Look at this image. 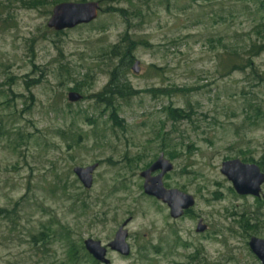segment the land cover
<instances>
[{"label": "rangeland", "instance_id": "rangeland-1", "mask_svg": "<svg viewBox=\"0 0 264 264\" xmlns=\"http://www.w3.org/2000/svg\"><path fill=\"white\" fill-rule=\"evenodd\" d=\"M82 2L99 3L96 20L54 32L50 2L0 0V264H93L83 242L106 246L126 220L130 254L108 250L110 264H260L248 241L264 226L242 221H264V185L260 199L240 197L220 168L264 157V53H248L264 18L250 0L64 3ZM117 46L132 49L130 92L106 106L95 96ZM160 154L173 166L164 186L195 202L176 221L142 189ZM94 164L85 190L72 171Z\"/></svg>", "mask_w": 264, "mask_h": 264}, {"label": "water", "instance_id": "water-1", "mask_svg": "<svg viewBox=\"0 0 264 264\" xmlns=\"http://www.w3.org/2000/svg\"><path fill=\"white\" fill-rule=\"evenodd\" d=\"M99 11L100 5L98 2L60 3L53 7L46 26L54 32L71 30L95 21ZM131 71L135 75L139 74V62H134ZM81 99L82 97L75 92H69L67 95L69 103H77ZM96 168L97 164L73 169L74 176L85 190L91 188L92 175ZM172 169V164L160 156L148 169L140 173V177L143 179L142 189L144 195L165 204L169 209L170 218L177 220L183 216L184 211L190 210L195 202L190 195L176 189L168 190L164 188L162 179ZM154 173L158 174L152 176ZM220 173L230 182L232 189L238 196L260 199L261 188L264 185V173L256 164H244L239 160L226 161L221 164ZM129 222L130 220H126L119 226L112 241L106 246H101L98 241L85 240L83 245L87 254L99 264H110V261L106 258L107 250L121 257H128L130 247L127 243L126 226ZM205 230L206 226H203L201 221L198 222L196 233H203ZM248 248L259 263L264 264V240L251 237L248 241Z\"/></svg>", "mask_w": 264, "mask_h": 264}, {"label": "trees", "instance_id": "trees-1", "mask_svg": "<svg viewBox=\"0 0 264 264\" xmlns=\"http://www.w3.org/2000/svg\"><path fill=\"white\" fill-rule=\"evenodd\" d=\"M242 1H249V0H242ZM33 2L34 6H40L44 5V3L50 2L52 5H57L59 3L67 2V0H31ZM99 2V1H98ZM250 2L254 6L255 13L260 16L261 18H264V0H250ZM121 15L128 18L126 11L120 10L119 11ZM129 26V24H128ZM254 33L256 34V39L254 42L251 43V45L248 47V53L249 58L253 59L258 56H260L262 53H264V23H259V25L255 28ZM119 53V55H117ZM110 55L113 56L114 59L118 60V64L114 71L110 74L111 79L110 83L108 84V87L103 93H100L96 95V99L98 102L105 104L108 106L109 98L111 95H116L120 97H124L129 95L130 89L129 87L124 84L123 82V76L125 74V71L130 67L132 64V49L128 47H124L122 49L118 50L117 47H113V49L110 52ZM230 57V62L233 64L232 60L233 57L236 56L235 51H232ZM250 65H244V66H238L237 64H234L232 67L235 69L240 70L242 67L248 68ZM182 111H176L172 110L170 112V116L172 119L178 118V119H184V116L182 115ZM114 120V123H116V117L111 116ZM259 169L264 173V157L259 161L257 164ZM2 212L0 211V214ZM258 214H247L245 218H243L242 224L245 229L253 230L255 232L259 225L264 226V221L259 223L258 221ZM93 264H99L92 260Z\"/></svg>", "mask_w": 264, "mask_h": 264}, {"label": "flooded vegetation", "instance_id": "flooded-vegetation-1", "mask_svg": "<svg viewBox=\"0 0 264 264\" xmlns=\"http://www.w3.org/2000/svg\"><path fill=\"white\" fill-rule=\"evenodd\" d=\"M133 64H134V63H133ZM132 66H133V65H132ZM160 156H162L163 159H165L164 156H163V154H160V155H159V156H158V157H157V158H156V159H155L150 165H152L155 161H157V159H158ZM165 160H167V159H165ZM167 161H168V160H167ZM168 162H169V161H168ZM150 165H149L146 169H148V168L150 167ZM146 169H145V170H146ZM145 170H144V171H145ZM142 172H143V171H142ZM142 172H141V173H142ZM157 174H158V173H154V174H152V176H155V175H157ZM163 178H164V177H163ZM162 182H163V179H162ZM163 186H164V184H163ZM164 188H165V189H168V188L165 187V186H164ZM168 190H170V189H168ZM150 198H151V197H150ZM152 199H154V198H152ZM156 201H157V200H156ZM159 202H160V201H159ZM160 203H161V202H160ZM163 205H165V204H163ZM166 207H167V206H166ZM193 207H194V206H193ZM193 207H192V208H193ZM167 208H168V207H167ZM192 208H191V209H192ZM191 209H190V210H191ZM190 210H188V211H184L183 216H182L181 218H183V217H185V216H189V215H191L192 213L189 212ZM168 211H169V209H168ZM169 217H170V216H169ZM181 218H179V219H181ZM179 219H177V220H179ZM173 221H176V220H173ZM200 221H201V224H202L203 226H206V225L203 224L204 222H203V220L200 219V218L197 220V224H198V222H200ZM196 228H197V225H196ZM196 228H195V233H196ZM117 230H118V229H117ZM206 230H207V226H206ZM206 230H205V231H206ZM205 231H204V232H205ZM204 232H203V233H204ZM203 233H196V234H203ZM107 251H108V250H107Z\"/></svg>", "mask_w": 264, "mask_h": 264}]
</instances>
